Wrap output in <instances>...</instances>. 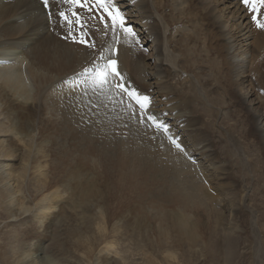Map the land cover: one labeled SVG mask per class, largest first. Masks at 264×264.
<instances>
[{
  "label": "rangeland",
  "instance_id": "rangeland-1",
  "mask_svg": "<svg viewBox=\"0 0 264 264\" xmlns=\"http://www.w3.org/2000/svg\"><path fill=\"white\" fill-rule=\"evenodd\" d=\"M169 1L171 5L170 7H165L164 11L165 13H172L176 18L178 17L176 22H174V26L169 27L168 23L159 15V11L162 12V7L164 6L162 0L158 1V5L153 4V1L151 2L152 13L154 15L147 21L150 26L156 25V21L159 22L162 29V31L161 29L159 31L161 34L164 33V44L161 47L163 53L161 52V57L163 61L165 60V68L168 70L165 75L168 76L166 79L162 78V80H157L160 77L158 76L160 73V60H158L159 54L157 47L154 48L153 46L152 41L155 40H152V38L154 36L151 37L147 33V25L146 23H142L144 20L142 22L137 21L141 17H138L140 14L134 9L133 4H131L132 2L129 0H121L119 3L121 5L123 4V6L126 4L130 6L128 7L126 5L128 8L125 6L126 19L131 20L129 25L135 31V38L142 50L143 59L139 58L137 64L145 70L144 72L147 77L146 83L150 87L145 93H149L153 100L157 102L158 107L157 109L155 107L156 111L160 110L165 115L166 113L168 115L164 117L162 113L153 112L159 116L158 119H163L162 117L172 118L177 116V114H182V112H179V109L174 111L172 115L168 114L170 113L169 109L177 106L180 102L177 99L172 101V99L176 98L175 96H177L178 91L189 98L195 91L201 96V101L192 104L190 113H184L183 120L186 116H191L190 118L193 119L196 116L195 120L198 121L194 122L196 123V126H194L195 135L198 136L196 138L199 140L203 136L205 137V139L201 140L202 144L200 146H193L194 144L190 140V132H188L189 128L186 129L185 123L173 127H176L174 131L182 136V139L192 148L194 154H196L195 151L198 148L199 151L197 153L204 151L203 153L205 155L192 157V161L197 160V164L200 162L202 167L204 166L210 170H213L214 166V168H218V173L215 176H219L222 179L218 181L219 187L222 186L221 192L217 184L213 183L215 191L209 190V193L212 199H215L214 197L221 199L217 201L221 203V206L216 203H213V205L223 213L222 218L217 219V216L214 215H198V212L187 214L191 218L190 223H196V226H193V228L198 231L199 238L195 243L187 241L189 244L191 243L190 245L177 241L178 238L174 232H172L173 234L170 233L171 224L166 220H163L162 223H164V226H167V231L169 232L165 231V234H161L159 227H162V225L159 221L154 220V217L159 219L156 212L162 211L166 213L168 211L174 213L175 211H181L183 209L181 203L175 199L176 194L171 192V188L167 187L166 190L154 192L150 195V199L157 202L156 210H154L153 206H149L151 204L149 202L142 204L139 198H137V193H133L136 197L134 201H129L128 203L127 199L131 198L132 192L136 188L124 174V172L128 173L124 170L126 167L121 166L122 163L119 161H111L114 157V149L106 146L93 135H90L84 141L78 139L74 134L76 129L64 124L59 113L57 114L58 119L51 114H47L50 113L51 106L47 98L42 96L39 106L29 102L25 108H19L17 111L11 108L4 115L0 109V141L6 140V143L0 145V150L8 142L14 140L15 148L18 146L19 154V157L16 158H0V181H2L0 183V188H2V190L0 189V193L4 192L3 189L12 191L14 193L12 196L14 197L13 201L21 202L24 208L29 209L27 212L25 211V214L20 212L22 213L21 215L10 217L8 206L4 200L2 202L0 199V264H264V152L262 151V145L259 144L260 142L257 139L246 135L248 128L246 109L249 105L248 101L250 96L247 97L245 104L244 99H246V94L250 90L245 85L240 88V92L243 93L240 95L243 107H240L239 104L235 105L233 99L225 94V83L228 80L224 76L226 74L223 71L224 68L222 70L223 75L220 74L219 76L220 79L222 77L224 78L221 79V83L224 85L210 80L212 71L204 75L210 69L206 60H217V55L206 48L207 43L205 44V41L209 36L208 32H215L216 38L219 37L221 39L225 33L228 34L227 37L232 36L231 39L229 38L232 42L231 52L237 54L238 51L248 48V44L250 45L253 42V32L255 29L257 31H264V28L257 26V22L253 20V16H256L261 24H264V19L259 20L257 12L252 15V9L244 6L243 2L239 0H223V3L222 0H214L216 1V5L212 3L213 0H205L206 2L200 0L202 3H206V5L210 4V8L212 7V16L210 20H207L208 23L211 21L209 27L208 24L206 26L204 25L202 19L205 15V12L201 11L203 10L202 3L199 5L200 3L197 1L196 10L189 11L187 10L188 4L183 0ZM43 10V12L35 11L22 16L16 15L10 19L8 27H11L10 23H12L13 26H21L22 30H25L30 23L36 19H40L41 21L46 20L51 29L50 23L52 18L49 19L47 15L49 9L44 8ZM183 10H186L185 13L189 14V17L186 15L185 17L182 16L181 11L183 12ZM66 15L68 16V11ZM192 15H195L194 17L196 19ZM199 15L200 17L203 15L201 17L202 20ZM72 19H74L73 16ZM213 19L217 21L216 24L222 29L211 25L214 22ZM199 21L200 23L202 21V23L200 24ZM237 25L241 29H238ZM209 28L211 29L210 31ZM94 29L98 30V27ZM164 29L167 30L165 31ZM47 31L44 30L45 36H48ZM217 31L222 32H218V34ZM224 31L226 32L224 33ZM192 32L196 38L198 36L200 43L196 42L188 45L190 41L187 42V40ZM237 32L243 36V40L245 39L244 44L238 45L236 43L237 38H234L233 34ZM6 34L13 35V37H3L2 42L4 45L11 46V49L5 50L4 52L11 51V55L16 56V46L23 45V49L19 48L16 51L25 53V57L31 58L33 61L34 55L40 46L39 41L32 45L30 41H21L22 39L19 34L14 36L11 30L10 33ZM199 36H203L201 37L202 39ZM166 38H170L172 41L174 40V51L169 47V44L165 40ZM103 39L106 38L103 37ZM181 39L185 41L182 45L178 46L176 42L177 40L181 41ZM91 40L89 41L93 42ZM186 47L188 48L185 51ZM143 49L145 50L143 51ZM96 51H102L101 47ZM210 53L212 54L211 56ZM206 55H209L211 59H208ZM166 57L170 58L167 59L170 62L166 61ZM11 58L4 57L3 60H10ZM183 58H186L184 63L178 66L179 61ZM187 58L192 60L189 63L190 67L186 64ZM243 59H245L246 64L247 62L249 63L251 53L246 52L242 59H235V63L239 62L238 69L241 68L242 62H244L242 61ZM99 60L102 63V59L100 58ZM98 61L96 64H98ZM172 61L173 63H171ZM196 61H199L200 64L195 63ZM89 65L87 63L79 65L82 68L78 67L76 70H73V67L65 66L63 68L65 74L61 75V81L58 84H65L69 81L74 82L80 77L83 68L93 66ZM74 74H76V78H74ZM52 75L59 74L56 71L51 72L49 78H52ZM167 79L169 81L165 82ZM213 79L215 78L213 77ZM207 80H210V85H203L204 81ZM55 82L52 83L51 88ZM168 87L173 90L172 98L169 100L165 97L161 98L158 95V92H165ZM51 88H49V91ZM157 88H161L162 90L160 91ZM35 93L34 98L36 100V86ZM263 93L264 90L261 89L258 97L262 99L264 96ZM8 95L12 94L7 93L6 96ZM5 100L10 101L14 100V98L9 96ZM167 100L171 102L166 105L164 101ZM61 103L64 104L63 99H61ZM8 105L5 104L4 107ZM251 105L253 104L251 103ZM62 106L64 107L62 109L66 111L65 105ZM126 108L128 107L126 106ZM194 108L198 109V114L196 115L192 113V111H195ZM44 109L47 111L44 112ZM151 110L153 111V108ZM112 116H114L113 113ZM139 117L141 118V120L139 119L140 123L142 122L141 124L144 125L147 122L146 124H151L152 127H155L151 121H147L146 118L142 119L141 116ZM119 124L121 128H111L110 134L113 132V135L121 139V137L124 138L128 135L129 124L127 125L126 120H122ZM10 126L13 127L12 130H9ZM8 130L10 131L9 133L6 132ZM22 133H25L27 136L24 137V134L23 138H21ZM192 138L194 139V137ZM197 140L194 141L198 142L199 140ZM207 144H209L210 149H201L203 146L206 147ZM102 148H106L105 151L108 154V158L110 157L109 159L106 157L103 161L99 159L100 154L98 153ZM109 154L111 155L109 156ZM12 166L15 169H12ZM156 166L157 164L153 168H156ZM75 167H79L82 176L85 177H89L87 173L89 171L93 176L102 175L99 182L101 183V188H104V181L106 182L109 179L108 195H101L97 200L93 201V204L89 203L88 205H91L90 208L84 211L82 209H85V207L80 208V204L78 207H74L71 204L72 202L69 201L71 194L70 192H66L72 189L70 186V178L71 175L77 174V172L73 174ZM209 169L205 170L207 172L209 171V175H213ZM94 171L97 173H95L96 175L93 174ZM111 171L116 172L112 175L110 174ZM208 173L207 176L210 182L211 176ZM111 176L112 180H110ZM133 180H135V177ZM179 181L177 179L176 183H179ZM203 182L208 186L204 179ZM101 190L103 191V189ZM162 193L166 195L161 197ZM120 199L123 201L120 202ZM12 204L13 202L10 203L11 207H13ZM133 205L141 206L140 213L133 209ZM161 205L167 206H162L166 207L162 208L160 207ZM51 206L56 208L51 211L43 210V208H50ZM222 206L223 209L225 208L224 210L221 209ZM15 207L18 210L21 209L20 207ZM236 209L237 212L235 214ZM39 210L44 212L39 213ZM53 211L54 213L51 214ZM164 216L166 217L167 215Z\"/></svg>",
  "mask_w": 264,
  "mask_h": 264
},
{
  "label": "bare ground",
  "instance_id": "bare-ground-1",
  "mask_svg": "<svg viewBox=\"0 0 264 264\" xmlns=\"http://www.w3.org/2000/svg\"><path fill=\"white\" fill-rule=\"evenodd\" d=\"M120 1L121 0H117L118 6L121 7V11L124 13V16L126 17L127 14L124 10L127 4L124 6L120 5L119 4ZM129 1L132 2L131 4H133V7L136 10V12L140 14L138 17H141V18L137 19V21L142 22V20H144V22L142 23H146L148 34L150 36H154L153 39L156 41L155 44H156L157 51L159 54L158 60H160V65H159L160 73L158 74V76L160 77L158 78L157 76L158 78L157 80H162V78L166 79L168 75L166 76L165 73H167L168 70H166L165 68V63H164L165 60L163 61V58L161 57V54L163 53L162 52L163 50L161 51V47H163L162 45L164 44V33L161 34V32L159 31V29H161L159 22L156 21V25L154 26H150L147 23L148 19L149 18L151 19V16L154 15L152 13L151 2L153 1V4L158 5L159 0H139V1L134 0V2L133 0H129ZM183 1L188 4L187 10L189 11L196 10L197 1L198 3H200L199 5H201L202 3V1L200 0H183ZM203 1L206 2L205 0ZM239 1H242V0H239ZM162 2L164 6L162 7L163 9L162 12L159 11L160 12L159 15L162 16V19H164L166 23H168L169 27H172L174 26L175 24L174 22H176L178 17L177 18L174 17L173 14L170 12L165 13L164 11L165 7H170L171 5L169 0H162ZM212 3H215L216 5V1L213 0ZM222 3H223V0H222ZM202 4H203V8H202L203 10L201 11L205 12L204 13L205 15L202 19L204 21V25L206 26L208 24L209 26L211 21L210 23H208L207 20H210L212 16V7L210 8V4H207V5L206 3H202ZM91 7H92V10L89 12L87 6L85 8H78L77 6L58 2V0H50L49 9L53 12L52 20L50 23L51 29L49 28V25L46 20L41 21L40 19H36L34 22L30 23L27 28L25 27L26 28L25 30H22L21 26L15 27L12 25V23H10L12 28L10 26L8 27L10 19L14 18L16 15H21V16L27 15V13L30 14L35 11L43 12L44 7H43L42 2L40 0H4V1L0 0V109L2 110V114L4 115V113L7 112L11 108H14L16 111L19 108H25L29 102H32L36 104L37 106H39V102L41 100L40 98L42 96L46 97L47 101L49 102V105L51 106V109L49 111L50 113H47V114H51L55 116L56 119H58L57 114L59 113L62 117V122L64 124L72 126L76 129V131H74V134L76 135L78 139H81L82 141H84V139L87 140V138L90 135H93L94 137L99 139L103 144H105L106 146H110L114 149L115 151L114 157L112 160L111 159L110 160L119 161L120 163H122L121 166L126 167L124 168V170H126L128 173L124 172V174L127 177V179L128 178L130 179V183H132L133 186L136 188V190L132 192L131 198L127 199L128 203L129 201L130 202L134 201L136 197L134 196L133 193L135 194L137 193L138 195L137 198H139L142 204L149 202L151 203L149 206L150 207L153 206L154 210H156L157 202H155L154 200H151L150 195L153 194L154 192L166 190L167 187H170L171 192L173 194H176L175 199L181 203V205L183 206L182 207L183 209H181V211H175L174 213H170L168 211L166 213L162 211H157L156 215H158L159 219H156V217H154L155 218L154 220L159 221V223L162 225V227H159L161 234H165V231L169 232L167 231V226H164L163 225L164 223H162L163 220L164 221L166 220L169 224H171L170 233L173 234L172 232H174V234L178 238L177 239L178 242H181L182 244L188 243V242L195 243V241L199 239L198 231H196V229L193 228V226H196V223L195 222L190 223L191 218L187 216V214L189 215V213L192 214L193 212L194 213L198 212V215H205V214L214 215V216H217V219L222 218V215H223V213L219 211L218 208H216L213 205V203H216L221 206V203L217 202V201H220L221 199L220 198L218 199L216 197H214L215 199H212L209 193V190L215 191L213 183L217 184V186L219 187L218 181H220L221 178H219V176H215V174L218 173V168H214L215 167L214 166L213 170H210L209 168H206L204 166L203 168L200 162L197 164L196 159H195L196 161L194 160L192 161V157L203 155L204 151L203 152L200 151L199 153H197L199 151V148H198V150L195 151L196 154H194V151L192 150V148H190L189 145H187V142L182 139V136L179 135V133L177 134V132L174 131L176 127H173L176 125L179 126L181 123H185L186 129L189 128L188 132H190L189 133L191 137L190 140L194 144L193 146L194 147L200 146L202 144L201 140L205 139V137L203 136L202 139L200 138L201 140H199L198 138H196L198 136L195 135L194 126H196V123L194 122L198 121V120H195L196 116L194 117V119L190 118L191 116L190 117L186 116V118L183 120L185 116L184 113L185 112L190 113V108L191 106H193L192 104L194 102L201 101L200 100L201 96L199 95L197 91H195L192 93V96L189 98L188 96L186 97L183 94H181L179 91L178 92L176 91L177 96H175L176 98L172 99V101L177 99L180 102L177 106H174L171 109H169L170 113L168 114L172 115L173 112L177 111L178 109L180 110L179 112H182V114L180 115L177 114V116H174L172 118H169V117L164 118L165 116L166 117L168 116L167 113L165 115L160 110L156 111L158 107V105L156 104L157 102L153 100V98L151 97L149 93L147 94L145 93L146 91H148V88L150 87H149V84L146 83L147 77L144 72L145 70H143L139 66V64H137L138 59L142 58V52H141L142 50L140 49L138 45L137 39L135 38V40L133 41V38L127 36L119 28L113 30L110 26L111 25L110 19L107 18V15L105 14L102 8L95 5L94 0L92 2ZM249 9H251V7H249ZM259 10L260 11H259L258 19L262 20L264 19V9H259ZM60 11H64L65 13L68 11V17L70 19H72V12L81 13V17L84 23L86 24L87 22L90 25V29L96 38V41L94 42V45H95L94 47H88L84 44L74 42L70 37L68 39H65V37L68 36L69 31L77 34L79 29L77 28L76 25H68L62 18H59L58 14ZM185 12L186 10H183V12L181 11L182 16L185 17L186 15L189 17V14H186ZM253 14L254 12L252 11V15ZM130 21L131 20L127 18L128 24L130 23ZM106 23L109 25V27L107 28L105 27ZM216 23L217 21H214L212 22L211 25L218 27ZM87 26L88 25H85V27L83 28V31H85V29L88 28ZM95 27H98V30L94 29ZM194 27L196 28V26ZM218 28H221V27H218ZM239 28L240 27H238V29ZM65 29H66L67 34L65 32ZM10 30L13 31L14 36L19 34L20 38L22 39L21 41L23 42L30 41L32 42L31 44L34 45V43L39 41L40 46L38 48V51L34 55L33 61L31 58L29 59L25 57V53L21 51L20 52L16 51L19 48L23 49V45L16 46V49H15V53H17L15 54L16 56L11 55V51L4 52L5 50L11 49V46L4 45V43L2 42L3 37H7V38L13 37V35L6 34V33H10ZM44 30H48L47 31L48 36L44 35ZM164 30L166 31L167 29H164ZM210 30L211 29L209 28V31ZM202 31L204 32V30ZM218 32L220 31H217V33ZM225 32L226 31H224V33ZM208 33H209V36L207 38L205 37L207 35L204 36L207 39L205 41V44L207 43L206 48L207 50H210L212 53L217 55V60H213V61L206 60L207 63L209 64L210 69L207 67L209 70L208 72L204 73V75H207L211 73L212 71L210 80H214L218 84L220 83V85L221 84L224 85L223 83H221L222 82L221 79L223 77L221 76L222 77L221 79L219 77L220 74L223 73L222 70L224 68L223 71L226 73L224 76H226L228 80L227 82L224 80L226 82L225 83L226 84L225 94L229 96L231 99H233V102L235 103V105L239 104L240 107H243L242 106L243 102H241V99H240L241 98L240 95L242 93L240 92V88L244 85L245 87H249L250 91L246 94L247 95L246 99H244V104H245L247 97L250 96L249 101H248L249 103L248 108L246 107L247 108L246 109V117H247L246 121L248 122V125H247L248 128H247L246 135L252 136L253 138L257 139L260 142L259 144L262 145V151L264 152V96L262 97V99L258 97L260 90L261 89L264 90V31L263 30L257 31V29H255V31L253 32V39H254L253 42L250 45L248 44V48L238 51L237 54L236 53L234 54L231 52L232 42L230 39L232 36L227 37L228 34L225 33V35L223 34L224 36L222 35L223 37L221 39L219 37L216 38L215 32L213 31L208 32ZM239 34L240 33L238 32L234 33L233 37L237 38L236 43H238V45L239 44L241 45L245 43L244 42L245 39L243 40L242 39L243 36ZM242 34L244 35V33ZM196 35L198 34L196 33ZM103 37L106 39H103ZM201 37L199 36L200 39H202ZM218 39H221V40H218ZM165 40L169 44V47L172 48L174 51V48H173L175 46L173 42L174 40L172 41L170 38L168 39L166 38ZM198 40H199L198 36L196 38L192 32L191 35L188 37L187 42L190 41L188 45H190L191 43H196V42L200 43L199 42L200 40L199 41ZM184 41H185L184 39H181V41L177 40L176 44L180 46L184 43ZM100 47L102 51L97 52L96 50H98ZM116 47L118 48L117 53L114 52V49ZM93 48L95 49L94 51H93ZM187 48L188 47H186L185 51L187 50ZM246 52L251 53L250 62L249 63L247 62L246 64L245 59H243L242 61L244 62H242L241 68L238 69L239 62L235 63V59H240V58L242 59V57L246 54ZM221 53L223 54L221 55ZM211 55L212 54L210 53V56ZM101 56L103 57L107 56V57H110L111 59L116 58L118 60L119 68L117 70L121 73L123 79L121 80L120 78H116L115 80L112 81L113 85H115L118 82L119 83L124 82L129 90L135 89L138 93L149 96L151 103L148 109L146 110V112L156 116L157 119L159 116L156 115L155 113H162L164 117H162L163 119H158V121L161 123H164L165 125L166 124L168 125V126L166 125L169 129L168 133H165L163 130H158L155 127H152L151 124H146L147 122L145 123L146 125L141 124L142 122L140 123L139 119L141 120V118L139 116L142 117L143 114L141 113L139 106L133 100H130L126 93L121 92L115 86L111 88H105L104 91H93L91 87V82L88 81L86 83L85 82L86 77L81 75L82 73L80 74V77L74 82L69 81L65 84L62 82H61L62 84H58V82L61 81L60 80L61 75L65 74V71H63V68L65 66H69L71 68L73 67L72 68L73 70H76L78 67H81L79 65H82V64L84 65L86 63L90 64L89 66H91L93 64H96L98 59L101 58ZM206 56H208V59H211L209 58V55H206ZM4 57H12V58L10 60L4 61L3 60ZM165 59L166 61H168L167 59H170V58L166 57ZM183 59H181L180 61L178 59L179 61L178 66H180L181 63L183 64L186 58H183ZM100 62L101 61L99 60L98 63ZM103 62L104 61L102 60V63ZM191 62L192 60L187 58L186 64L188 65V67H190L189 63ZM171 63H173V61ZM195 63L200 64L199 61H196ZM86 68H91V67H86ZM86 68H83L81 71H84V69ZM54 71H56L57 74L59 75H55V76L52 75V78H49V74ZM213 77L215 79H213ZM253 78L255 79L253 80ZM210 80L204 81V83L202 82L203 85L207 86ZM54 81L56 82L51 88L50 86L52 85ZM168 81H169L168 79L165 80V82H168ZM35 86L37 87V99L36 100L34 98L36 95ZM49 88H51L50 91H49ZM157 89L158 90L160 89V91L162 90L161 88H157ZM165 92H158L159 93L158 95L161 98L165 97L168 100L171 99L173 90H171L168 87L165 90ZM7 93L12 94V95L6 96ZM9 96H12L14 100H10V101L5 100V98ZM61 99L64 100V104L61 103ZM168 100L164 101L166 105L169 102H171ZM235 100H238V101H235ZM251 103L253 105H251ZM5 104H9V105L4 107ZM62 105H65L66 111L62 109L63 107ZM126 106L129 109L126 108ZM152 108H153V111L151 110ZM197 110L198 109H195V111H192V113H194L195 115L198 114ZM46 111L47 110L44 109V112ZM112 113L114 114V116H112ZM122 120H126L127 125L129 124L128 125L129 133L126 137L124 138L121 137V139H119L116 135H113V132L110 134V131H111V128L114 129L115 127L117 129L118 128L120 129L121 125L119 123ZM10 129L12 130L13 127L10 126L9 130ZM9 130L6 132L9 133L10 132ZM11 133H13V131H11ZM24 134L25 133H22L21 138H23ZM168 135H171L173 138H175L176 141L182 146L184 151H181L180 149L176 148L175 145H173L169 141ZM26 136L27 135L25 134L24 137ZM110 137L112 138L110 139ZM192 137H194V139ZM194 140L195 141L197 140L198 142H195ZM2 143H6V140L0 141V145ZM16 146H17V143H16ZM92 146H93V143H92ZM105 149L102 148L101 150H99V153H98L100 154L99 159L102 161L105 159V157L107 159L110 158V157L108 158V154H106ZM201 149H205V150L210 149L209 144H207L206 147L203 146ZM90 152L93 153L92 151ZM107 152H110V151H107ZM110 155L111 154H109V156ZM2 157L3 158L19 157L18 146L17 148H15L14 140L8 142L4 147H2V150H0V158ZM164 158H166V160H164ZM158 163L160 164V166ZM156 164L159 167L156 166V168H153ZM102 168H103V165H102ZM12 169H15V168H13L12 166ZM205 169H209L210 172L213 173V175L211 174L209 175L208 173L209 171L207 172V170ZM95 171L93 172V174L96 173ZM76 172L77 174L71 175V178H70V186L72 189L67 190L66 192H70L71 194L69 201H71L72 203L71 202L70 203L74 207H78L80 204V208L85 207V209L84 208L82 209L84 211L90 208L91 205L89 206L88 205L89 203L93 204L94 203L93 201L97 200L98 197H100L101 195H105V196L108 195L107 190L109 188V179L106 182L104 181V188H101L102 186H100L101 183L99 182H100V178H102L101 177L102 175L93 176L92 173H90L89 171L87 172L89 177L82 176L79 167H75L73 174ZM114 172L116 171H111L110 174L113 175ZM207 173L209 176H211L210 180L212 181V183L211 181L209 182ZM134 177H135V180H133ZM111 178L112 176L110 177V180H112ZM177 179L180 180L179 183H176ZM203 179L206 181L208 186L204 184ZM1 182L2 181H0V183ZM221 187H219L220 192H221ZM0 189L2 190V188ZM101 189H103V191ZM143 189L145 190L142 191ZM3 190L4 192L0 193V199L2 200V202L5 201V204L8 206L9 215H11L10 217L21 215L22 213L25 214L29 210L27 208H24V205L21 202L13 201L14 197L12 196L14 195V193H12V191L6 190V189H3ZM139 191H142V192H139ZM165 195L166 194L162 193L161 197H164ZM122 201L120 199V202ZM12 202H13L12 204L13 207L10 206V203ZM15 206L20 207L21 209L18 210L16 209ZM162 206H167V205H161L160 207ZM54 208L56 207L51 206L50 208H43V210L51 211ZM162 208H166V207H162ZM133 209L136 212L140 213L141 206L133 205ZM221 209L224 210L225 208L223 209V206H222ZM42 212L44 211L39 210V213H42ZM236 212H237V209L235 210V214ZM53 213L54 211L51 214ZM164 215H167V216L165 217ZM190 244L188 243V245Z\"/></svg>",
  "mask_w": 264,
  "mask_h": 264
},
{
  "label": "snow or ice",
  "instance_id": "snow-or-ice-1",
  "mask_svg": "<svg viewBox=\"0 0 264 264\" xmlns=\"http://www.w3.org/2000/svg\"><path fill=\"white\" fill-rule=\"evenodd\" d=\"M58 2L77 6L78 8H85L87 6L88 11L90 12L92 10L91 5L93 0H58ZM94 2L95 5L102 8L107 14V18L110 19V26L113 30L119 28L127 36L133 38V41L135 40L136 33L132 27L128 26L127 19L119 8L117 0H94ZM242 2L245 6L251 7L254 13L259 9H264V0H242ZM42 4L45 9H49L50 0H42ZM47 15L49 19H51L53 12L49 9ZM58 16L59 18H62L68 25H76L81 29L84 27L78 12H72V16L75 19H70L64 11H60ZM253 20L257 22L258 27L264 28V24L259 23L256 16H253ZM105 27L107 28L109 25L106 23ZM86 36L87 34L83 31L79 33V36L69 31L68 36H66L65 39L70 37L74 42L84 44L88 47H94V42H90L88 39H86ZM101 59L104 60L103 63L93 64L91 68L84 69L83 73L81 74L86 77V83L88 81L91 82L92 90L104 91L105 88H111L113 86L117 87L121 92L126 93L130 100H134L136 102L141 113L144 114L142 115V119L146 118L148 121H151L158 130H163L165 133H168L169 129L165 124L159 122L156 116L146 112L151 103L150 97L138 93L135 89L129 90L123 83L118 82L113 85L112 81L116 78H120L121 80L123 79L121 73L117 70V62L116 60L107 56L101 57ZM168 139L173 145H175L176 148L184 151L182 146L176 141L175 138H173L171 135H168Z\"/></svg>",
  "mask_w": 264,
  "mask_h": 264
}]
</instances>
